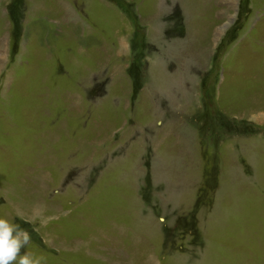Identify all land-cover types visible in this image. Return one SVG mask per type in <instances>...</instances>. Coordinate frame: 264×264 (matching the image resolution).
<instances>
[{
  "label": "rangeland",
  "instance_id": "374dc122",
  "mask_svg": "<svg viewBox=\"0 0 264 264\" xmlns=\"http://www.w3.org/2000/svg\"><path fill=\"white\" fill-rule=\"evenodd\" d=\"M0 218L41 264H264V0H0Z\"/></svg>",
  "mask_w": 264,
  "mask_h": 264
},
{
  "label": "clouds",
  "instance_id": "9594fccd",
  "mask_svg": "<svg viewBox=\"0 0 264 264\" xmlns=\"http://www.w3.org/2000/svg\"><path fill=\"white\" fill-rule=\"evenodd\" d=\"M30 239L26 229L0 218V264H41L42 257L21 252Z\"/></svg>",
  "mask_w": 264,
  "mask_h": 264
}]
</instances>
